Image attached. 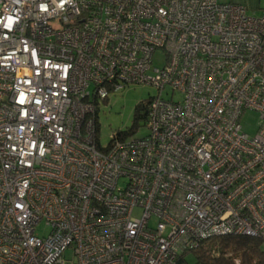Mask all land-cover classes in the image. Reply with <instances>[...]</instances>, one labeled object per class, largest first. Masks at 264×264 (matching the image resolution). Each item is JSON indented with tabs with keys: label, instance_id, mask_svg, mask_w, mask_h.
Returning <instances> with one entry per match:
<instances>
[{
	"label": "built area",
	"instance_id": "built-area-1",
	"mask_svg": "<svg viewBox=\"0 0 264 264\" xmlns=\"http://www.w3.org/2000/svg\"><path fill=\"white\" fill-rule=\"evenodd\" d=\"M136 83L147 134L101 147V103ZM226 234L264 240V10L0 0V264H176Z\"/></svg>",
	"mask_w": 264,
	"mask_h": 264
},
{
	"label": "rangeland",
	"instance_id": "rangeland-1",
	"mask_svg": "<svg viewBox=\"0 0 264 264\" xmlns=\"http://www.w3.org/2000/svg\"><path fill=\"white\" fill-rule=\"evenodd\" d=\"M162 60L159 55H155L152 61V68H160ZM152 73V71H151ZM158 90L149 84L136 83L123 87L119 91L111 93L108 99L101 103L98 112V138L101 147L106 146L111 140V134L114 131H123L124 137H127V130L137 127L133 134L136 136H144L147 129L143 127L142 121L134 120L135 106L149 98L156 96ZM259 115L253 110H245L240 117L242 129L252 135L258 128ZM135 215H140L139 210L134 211ZM42 233L41 230L38 231ZM65 259L71 260L70 252L65 253ZM188 262L192 264L194 259L191 255L187 257Z\"/></svg>",
	"mask_w": 264,
	"mask_h": 264
},
{
	"label": "trees",
	"instance_id": "trees-1",
	"mask_svg": "<svg viewBox=\"0 0 264 264\" xmlns=\"http://www.w3.org/2000/svg\"><path fill=\"white\" fill-rule=\"evenodd\" d=\"M148 101L135 106V121L145 120ZM136 128H130L127 134H133ZM189 255L194 259L192 264H264V240L234 234L213 236L203 240L196 248L180 253L176 264H190Z\"/></svg>",
	"mask_w": 264,
	"mask_h": 264
},
{
	"label": "crops",
	"instance_id": "crops-1",
	"mask_svg": "<svg viewBox=\"0 0 264 264\" xmlns=\"http://www.w3.org/2000/svg\"><path fill=\"white\" fill-rule=\"evenodd\" d=\"M222 3L243 5L249 14L258 15L264 10V0H218Z\"/></svg>",
	"mask_w": 264,
	"mask_h": 264
}]
</instances>
